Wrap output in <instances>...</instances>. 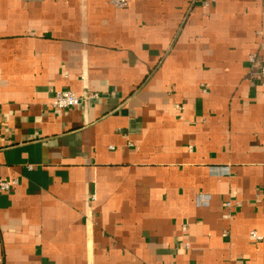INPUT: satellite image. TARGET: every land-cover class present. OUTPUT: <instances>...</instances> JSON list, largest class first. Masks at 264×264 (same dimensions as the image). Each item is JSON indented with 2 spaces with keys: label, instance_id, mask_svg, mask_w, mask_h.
I'll return each instance as SVG.
<instances>
[{
  "label": "crops",
  "instance_id": "1",
  "mask_svg": "<svg viewBox=\"0 0 264 264\" xmlns=\"http://www.w3.org/2000/svg\"><path fill=\"white\" fill-rule=\"evenodd\" d=\"M253 54L264 0H0V264H264Z\"/></svg>",
  "mask_w": 264,
  "mask_h": 264
},
{
  "label": "built area",
  "instance_id": "2",
  "mask_svg": "<svg viewBox=\"0 0 264 264\" xmlns=\"http://www.w3.org/2000/svg\"><path fill=\"white\" fill-rule=\"evenodd\" d=\"M110 3L118 9H123L128 6V0H109ZM249 76L252 79H256L259 85L264 88V65H260L258 56L253 54L249 58ZM264 96V93H263ZM88 97H97V95H89ZM84 97H80L71 91H59L55 94V99L53 102V107L57 109H65L70 107H77L82 104ZM14 185L16 183H13ZM13 184L0 183L1 191H9ZM95 195L91 196V200H95ZM250 236L258 241L263 240V237L259 236L256 232H252Z\"/></svg>",
  "mask_w": 264,
  "mask_h": 264
}]
</instances>
